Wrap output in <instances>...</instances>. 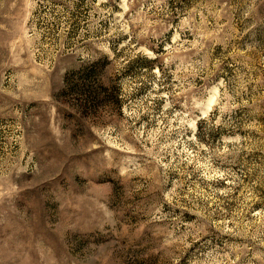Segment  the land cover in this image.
<instances>
[{"label": "rangeland", "instance_id": "1", "mask_svg": "<svg viewBox=\"0 0 264 264\" xmlns=\"http://www.w3.org/2000/svg\"><path fill=\"white\" fill-rule=\"evenodd\" d=\"M0 264H264V0H0Z\"/></svg>", "mask_w": 264, "mask_h": 264}]
</instances>
